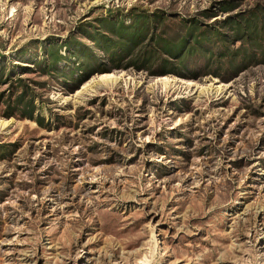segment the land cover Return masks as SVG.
<instances>
[{
	"label": "rangeland",
	"instance_id": "obj_1",
	"mask_svg": "<svg viewBox=\"0 0 264 264\" xmlns=\"http://www.w3.org/2000/svg\"><path fill=\"white\" fill-rule=\"evenodd\" d=\"M236 1L0 0V264H264V61L221 42ZM20 76L42 123L4 114Z\"/></svg>",
	"mask_w": 264,
	"mask_h": 264
},
{
	"label": "trees",
	"instance_id": "obj_2",
	"mask_svg": "<svg viewBox=\"0 0 264 264\" xmlns=\"http://www.w3.org/2000/svg\"><path fill=\"white\" fill-rule=\"evenodd\" d=\"M220 9L222 11L234 10L238 7L236 0H219ZM222 26H228L231 29V34L223 31L219 37L223 45L225 41L231 40L235 43V49L231 51V54L224 51V54L231 55L238 54L244 61L260 62L264 61V3L255 0L248 4L245 9L235 11L232 14H228L221 20ZM199 28L198 21H192L188 25L187 34H183L179 39V48L192 46L202 43L203 32L197 30ZM197 30V31H196ZM205 30V29H204ZM203 30V31H204ZM202 33V34H201ZM211 39V38H210ZM157 42H159L157 40ZM170 45V42L167 41ZM193 44V45H192ZM181 47V48H182ZM226 46H224L225 48ZM167 52H172L169 47L164 48ZM56 53L53 61L54 63L62 57L58 51H53L52 54ZM9 84L8 93L6 94V103L4 114L6 116L15 115L20 118L28 117L36 120L38 123H42V116L34 114L36 108L34 92L31 84L26 78L17 77L15 80H7Z\"/></svg>",
	"mask_w": 264,
	"mask_h": 264
}]
</instances>
